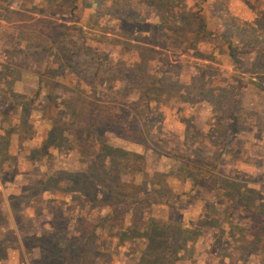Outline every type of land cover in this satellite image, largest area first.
Here are the masks:
<instances>
[{"label": "rangeland", "instance_id": "1", "mask_svg": "<svg viewBox=\"0 0 264 264\" xmlns=\"http://www.w3.org/2000/svg\"><path fill=\"white\" fill-rule=\"evenodd\" d=\"M0 187V264H264V0H0Z\"/></svg>", "mask_w": 264, "mask_h": 264}, {"label": "crops", "instance_id": "2", "mask_svg": "<svg viewBox=\"0 0 264 264\" xmlns=\"http://www.w3.org/2000/svg\"><path fill=\"white\" fill-rule=\"evenodd\" d=\"M3 187H0V189H2ZM3 190V189H2ZM6 222L8 223V224H10V217H11V219L13 220V217H12V213H10V216H8V214L6 213Z\"/></svg>", "mask_w": 264, "mask_h": 264}]
</instances>
